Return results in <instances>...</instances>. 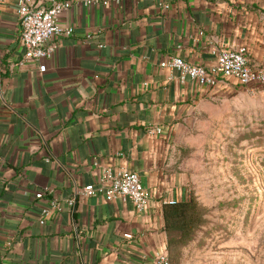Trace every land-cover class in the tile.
Masks as SVG:
<instances>
[{"label": "crops", "instance_id": "1", "mask_svg": "<svg viewBox=\"0 0 264 264\" xmlns=\"http://www.w3.org/2000/svg\"><path fill=\"white\" fill-rule=\"evenodd\" d=\"M16 8L0 2V264H152L166 248L163 207L181 197L170 131L212 88L237 84L181 82L160 62L208 67L244 45L264 66V0L72 4L59 22L73 32L51 39L44 71L23 60ZM102 167L139 174L143 211L81 193Z\"/></svg>", "mask_w": 264, "mask_h": 264}, {"label": "rangeland", "instance_id": "2", "mask_svg": "<svg viewBox=\"0 0 264 264\" xmlns=\"http://www.w3.org/2000/svg\"><path fill=\"white\" fill-rule=\"evenodd\" d=\"M169 135L165 205L190 202L165 228L170 264H264V87L221 83Z\"/></svg>", "mask_w": 264, "mask_h": 264}, {"label": "built area", "instance_id": "3", "mask_svg": "<svg viewBox=\"0 0 264 264\" xmlns=\"http://www.w3.org/2000/svg\"><path fill=\"white\" fill-rule=\"evenodd\" d=\"M5 0H0V2ZM45 5H38L33 0H16L18 32L21 45L24 47V61L39 62V70L45 66L41 60L50 57L56 45L50 43L52 38L70 36L71 27L63 26L59 18L72 4L83 6L107 5L109 0H45ZM160 66L177 73L181 82L190 79L200 87H213L221 80H234L246 87H264V66L249 62L246 46L222 48L216 52L215 61L208 67L188 63L180 57L172 56L160 62ZM153 131V130H152ZM160 132L159 128L154 129ZM97 181L83 186L81 193L85 196L101 195L106 201L128 199L135 210L143 211L148 204V194L137 172L126 168H100ZM42 192L36 194L37 198ZM69 200L68 203L72 204ZM51 206L60 210L59 203L52 201ZM44 216L47 209L43 210ZM152 264H170L166 250L155 255Z\"/></svg>", "mask_w": 264, "mask_h": 264}, {"label": "trees", "instance_id": "4", "mask_svg": "<svg viewBox=\"0 0 264 264\" xmlns=\"http://www.w3.org/2000/svg\"><path fill=\"white\" fill-rule=\"evenodd\" d=\"M189 204L190 202L181 200L179 202H175L174 204L165 205L163 207L165 228L170 227V219H172V217H176L181 213L183 214V216H185V207L189 206Z\"/></svg>", "mask_w": 264, "mask_h": 264}]
</instances>
